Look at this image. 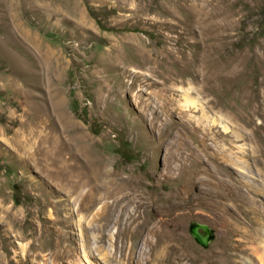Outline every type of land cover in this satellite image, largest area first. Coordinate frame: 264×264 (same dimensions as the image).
<instances>
[{
  "label": "rangeland",
  "instance_id": "1",
  "mask_svg": "<svg viewBox=\"0 0 264 264\" xmlns=\"http://www.w3.org/2000/svg\"><path fill=\"white\" fill-rule=\"evenodd\" d=\"M90 259L264 264V0H0V264Z\"/></svg>",
  "mask_w": 264,
  "mask_h": 264
},
{
  "label": "bare ground",
  "instance_id": "2",
  "mask_svg": "<svg viewBox=\"0 0 264 264\" xmlns=\"http://www.w3.org/2000/svg\"><path fill=\"white\" fill-rule=\"evenodd\" d=\"M68 170L70 171V169H68ZM68 170H67L66 167L59 166L58 169H57V172H58V175H60L61 177L65 178L66 186L70 185L71 190H69V195H71V194L75 193L77 191V189L82 184H84V182H82V180L80 178H78V180H74L71 177L70 178L67 177V171ZM105 175H107L106 177H109V175H111V173L110 172H105L104 176ZM82 177H84V176H82ZM89 178H90V176H89ZM97 181L98 182L96 183V187H97V189H100L101 194H97L95 197H93V196L82 197V199H80V201L78 202V205H79L78 207H79L80 210L91 211L97 202H101L102 200H104L106 198H109L110 196H113V197L116 196L117 191H115L114 184L111 185L112 180L107 183L105 180H103V178L100 177V178L97 179ZM49 183L51 185V182H49ZM102 189H105V191L104 192L101 191ZM104 205L106 207L108 205V203L105 202ZM119 205H120V200L115 198V200L108 207V209L107 210H103V212L100 213V220L104 221V224H102L103 228L106 227L108 222H110L111 218H113L114 213L117 211ZM121 207H123V206H121ZM131 218H133V220H135V215L132 214V213H131ZM166 220H168V219H166ZM166 220L162 219V221H164V222H167ZM90 260H91V262L93 261L92 259H90ZM89 264H91V263H89ZM92 264H96V263L92 262Z\"/></svg>",
  "mask_w": 264,
  "mask_h": 264
},
{
  "label": "water",
  "instance_id": "3",
  "mask_svg": "<svg viewBox=\"0 0 264 264\" xmlns=\"http://www.w3.org/2000/svg\"><path fill=\"white\" fill-rule=\"evenodd\" d=\"M192 237L202 246H207L212 238V230L206 224L194 222L189 230Z\"/></svg>",
  "mask_w": 264,
  "mask_h": 264
}]
</instances>
